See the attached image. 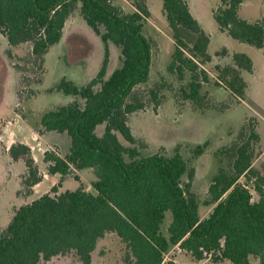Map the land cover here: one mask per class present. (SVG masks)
Returning <instances> with one entry per match:
<instances>
[{
	"label": "trees",
	"instance_id": "trees-1",
	"mask_svg": "<svg viewBox=\"0 0 264 264\" xmlns=\"http://www.w3.org/2000/svg\"><path fill=\"white\" fill-rule=\"evenodd\" d=\"M116 1L0 0V33L11 47L30 45L28 64L43 69L46 55L62 41L66 24L78 8L105 47L100 71L85 86L63 78L48 90L74 100L46 111L39 121L40 134L66 133L71 140L66 157L52 150L44 153L47 173L61 175L62 181L73 176L79 186L59 193L60 183L17 208L0 231V264H42L64 257L92 264L99 243L111 234L124 247L122 264H176L166 261L175 247L197 262L210 258L214 264H253L255 258L264 264V175L254 167L261 154L258 122L250 118L237 140L218 152L222 166L205 201L213 210L202 219L201 203L192 189L195 168L179 152L171 157L143 156L145 144L132 132L130 116L151 102L161 105L166 84L159 83L148 93L139 89L149 81L153 63V43L144 32L151 17L149 0H126L135 8L130 13ZM160 1L175 43L168 71L182 82L189 76L181 89L183 99L206 109L202 91L212 83L206 69L213 61L211 36L192 15L187 0ZM245 1L220 0L213 18L220 32L263 49L264 18L243 19L240 10ZM111 43L121 51V66L109 75ZM8 53L14 58L11 50ZM225 53L223 49L217 55ZM232 58V64L215 67L214 83L244 100L248 85L243 73H252L254 62L246 53H234ZM15 68L28 71L19 64ZM100 125H105L102 135L97 132ZM201 151L199 147L196 154ZM8 153L26 167L18 194L31 196L44 179L31 147L14 143ZM85 169L96 178L94 192L77 174ZM168 213L172 219L165 233Z\"/></svg>",
	"mask_w": 264,
	"mask_h": 264
},
{
	"label": "rangeland",
	"instance_id": "rangeland-1",
	"mask_svg": "<svg viewBox=\"0 0 264 264\" xmlns=\"http://www.w3.org/2000/svg\"><path fill=\"white\" fill-rule=\"evenodd\" d=\"M187 2L192 15L211 36L209 52L213 61L206 69L211 75L212 83L206 84L202 91L207 97L208 107L195 108L191 102L183 99L181 89L188 83L189 76L182 82L168 71L175 50L172 30L164 14L162 2L149 0L151 17L145 23L144 32L153 43V63L149 81L140 85L139 89L148 93L159 83L166 85L161 93V105L149 103L144 110L130 116L129 124L135 137L145 144V148L141 149L143 156L162 153L171 157L179 152L185 161L195 168L196 176L192 189L198 195L201 203L199 213L204 219L213 210V206L205 205V201L208 199L212 179L222 166L218 152L237 140L250 118L253 123L258 122V130L264 133V48L257 49L219 31L213 11L220 4V0ZM115 4L128 13L135 10L126 0H117ZM240 16L251 22L264 18V0H246L240 10ZM223 49H226V53L217 55ZM10 50L14 58L9 57ZM30 50L29 44L11 47L0 33V231L8 226L17 208L52 190L50 182L46 181L37 190V195H19L21 176L26 167L23 161L15 162L10 158L9 148L14 143L27 142L43 173H47V165L43 161L46 151H56L59 155L68 154L71 147L68 134L51 132L43 138L38 129L41 116L46 111L67 105L74 97L48 90L63 78L73 81L79 87L85 86L98 74L105 56L101 38L83 20L80 8L68 20L62 41L53 46L46 55L43 69L27 63L25 58ZM239 52L251 57L257 74L251 76L249 73H243L249 83L244 100L238 99L231 91L225 87H217L214 83V80H217L215 67L232 64L233 54ZM16 64L26 66L28 71H18ZM120 66L121 51L111 43L109 75ZM39 79L41 82L36 83ZM29 81L33 83L28 85ZM104 128L105 125L98 127L99 135H102ZM120 139L125 143L121 136ZM199 147L202 151L198 155L196 153ZM263 147H260L261 152ZM263 164V158L259 159L256 168H264ZM262 174L264 175V171ZM95 179L91 172L83 174L82 180L89 191L94 192L91 183ZM241 180L245 182V178ZM78 185L73 177H67L63 190H74ZM248 187L254 194V200H257L258 195L253 186L249 184ZM171 219V214L168 213L163 224L165 233ZM123 255L124 247L119 238L116 235H108L99 243L93 264H122ZM166 257V261L178 259L179 264H214L210 258L197 262L179 247L172 249ZM251 260L253 264H259L255 258ZM42 264L81 263L73 258H65Z\"/></svg>",
	"mask_w": 264,
	"mask_h": 264
},
{
	"label": "crops",
	"instance_id": "crops-1",
	"mask_svg": "<svg viewBox=\"0 0 264 264\" xmlns=\"http://www.w3.org/2000/svg\"><path fill=\"white\" fill-rule=\"evenodd\" d=\"M65 33V32H64ZM247 73V72H246ZM251 76H255V75H257L256 74V67H255V64H254V70H253V72L252 73H249ZM259 78V77H258ZM245 79V78H244ZM255 79H253V81H254ZM246 82H247V85H248V88H249V83H248V81L246 80ZM248 88H247V90H248ZM247 92V91H246ZM73 101V100H72ZM259 133H260V137H261V143H260V145H261V147H263V144H264V133H262L260 130H259ZM51 134V132H48V133H45V134H42V137L43 138H45V137H47V136H49ZM21 143H24V142H21ZM27 142H25V144H26ZM28 145V144H27ZM71 148V147H70ZM262 150V152H261V154H260V156L256 159V162L254 163V167L256 168V163H257V161L259 160V159H262L263 158V162H264V147L261 149ZM69 153H70V151H69ZM68 153V154H69ZM68 154H65V155H60V156H62V157H66ZM264 165V164H263ZM256 169H258V168H256ZM41 170V169H40ZM47 170V169H46ZM260 171H261V173H263V171H264V168H260L259 169ZM42 172V171H41ZM85 172H91V173H93V171L92 170H90V169H85V170H82V171H78L77 172V174L80 176V178H81V180H82V176H83V174L85 173ZM43 173V172H42ZM44 174V179H43V181L41 182V183H39L38 185H36L35 187H34V189H33V193H32V195L34 194V195H37L38 193H37V190L42 186V184L44 183V182H50V188H53L54 186H58L60 183H61V186L59 187V193L60 192H65V191H67V190H63V185H64V180L67 178H65L63 181H62V179H61V175H53V176H51V175H49L48 173H43ZM49 177H51V179L49 178ZM68 177H73V176H68ZM58 179H60V181H58ZM93 181H95V180H93ZM92 181V182H93ZM82 182L84 183V181L82 180ZM57 183V184H56ZM85 184V183H84ZM92 184V183H91ZM79 186V185H78ZM85 186H86V184H85ZM78 188V187H77ZM77 188H75V189H77ZM86 188H87V186H86ZM60 189H62V191H60ZM74 189V190H75ZM47 193H49V192H46L45 194H47ZM44 195V194H43ZM42 196V195H41ZM41 196H39V197H41ZM39 197H37V198H39ZM37 198H35V199H37ZM35 199H32V201L33 200H35ZM32 201H30V202H32ZM111 235H113V234H111ZM120 240V239H119ZM121 243V242H120ZM122 244V243H121ZM95 253V252H94ZM65 258H68V259H70V257H64V258H55V259H65ZM167 258V257H166ZM55 259H53L52 261H54ZM167 260V259H166ZM170 260H174V262H176V264H179V262H178V259H170ZM52 261H50V262H52ZM93 262H94V254H93ZM93 264V263H92Z\"/></svg>",
	"mask_w": 264,
	"mask_h": 264
}]
</instances>
